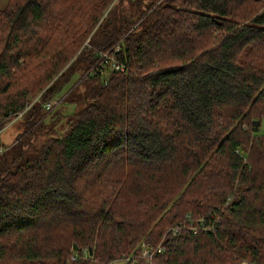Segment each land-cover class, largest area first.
I'll list each match as a JSON object with an SVG mask.
<instances>
[{"label":"trees","instance_id":"obj_1","mask_svg":"<svg viewBox=\"0 0 264 264\" xmlns=\"http://www.w3.org/2000/svg\"><path fill=\"white\" fill-rule=\"evenodd\" d=\"M51 101L75 106L59 133ZM25 107L0 150V264L158 242L152 264H264V0H6L0 131ZM186 213L219 221L172 236Z\"/></svg>","mask_w":264,"mask_h":264},{"label":"built area","instance_id":"obj_2","mask_svg":"<svg viewBox=\"0 0 264 264\" xmlns=\"http://www.w3.org/2000/svg\"><path fill=\"white\" fill-rule=\"evenodd\" d=\"M110 50L106 51H101V58L99 61H102V66L104 63H107V61H110L111 66H113L115 69H118L120 71L124 70L125 67L121 63L116 62L111 55H109ZM28 106V105H27ZM45 107L49 109L51 107L50 103H46ZM26 109L23 108L19 112L16 113L15 117L9 121L12 122L13 120L19 118L22 114V112ZM8 123V124H9ZM6 124V125H8ZM0 150H2V147H0ZM219 206H217L218 208ZM185 218H187V223H174L171 225L168 229L167 232L170 233L172 236L173 235H178L180 231L183 228H188L191 230L192 233H197V232H209L212 231L213 228L216 226L218 223V217L215 215L211 214L210 221H207L204 217L198 216V217H190L189 213L185 214ZM187 224V225H186ZM164 249V246L161 242H158L156 244H144L142 243L141 246L139 247V251L137 255H129L125 258L126 261H129L130 264H152L153 257L156 253L161 252ZM70 258L73 260L75 259V256H70ZM125 261V262H126ZM239 264H251L246 261H242Z\"/></svg>","mask_w":264,"mask_h":264},{"label":"rangeland","instance_id":"obj_3","mask_svg":"<svg viewBox=\"0 0 264 264\" xmlns=\"http://www.w3.org/2000/svg\"><path fill=\"white\" fill-rule=\"evenodd\" d=\"M5 2H6V0H0V7L3 6L5 4ZM73 56H75V55H73ZM76 79H77V75L72 76L71 81L69 83H67L66 86H64L62 88V90L57 94V96L60 97L67 90V88L70 86V84L73 81L74 82L76 81ZM35 92L36 91L34 90L33 94ZM64 95L66 97L65 93H64ZM51 102H52V106L50 107V109H53V111H56L57 114L60 115V117H61L59 122H58V124H57V126H56V130H55L57 133H59V132L63 131V129L66 126V124H65L66 117L68 118V115H71L72 113H74L75 106L72 105V104L66 103V102L65 103L61 102L59 104H57L58 101H54V102L51 101ZM53 114H56V113L53 112ZM47 120H49V119H47ZM13 121L10 122V123L8 122L9 124L5 125L0 131V143H5L6 144V143L10 142V143H8L6 145V147H2V151H3V148H8L10 146V144L12 143V141L14 139V136L16 135V133H18L20 131V128L18 126V122L14 123ZM259 130H260L261 133H264V121L261 123V125L259 127ZM125 261H126L125 259H116V260L110 261L108 264H126Z\"/></svg>","mask_w":264,"mask_h":264},{"label":"water","instance_id":"obj_4","mask_svg":"<svg viewBox=\"0 0 264 264\" xmlns=\"http://www.w3.org/2000/svg\"><path fill=\"white\" fill-rule=\"evenodd\" d=\"M258 124H259V121L258 120H253L251 122L252 131H256L258 129ZM76 249H77V244L74 243L73 246H72V250L76 251Z\"/></svg>","mask_w":264,"mask_h":264}]
</instances>
